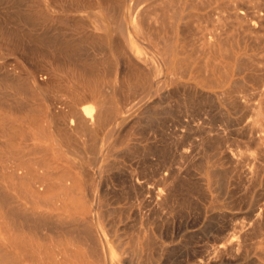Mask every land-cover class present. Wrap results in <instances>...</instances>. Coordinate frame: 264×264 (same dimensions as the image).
<instances>
[{"label": "bare ground", "instance_id": "bare-ground-1", "mask_svg": "<svg viewBox=\"0 0 264 264\" xmlns=\"http://www.w3.org/2000/svg\"><path fill=\"white\" fill-rule=\"evenodd\" d=\"M142 1L0 0V135L5 137L0 140V264H18L21 255L28 264H91L85 257L86 250L98 264H119L124 256L126 264H135L143 253V264L155 261L153 255L161 253L163 244L156 243L154 235L145 233L147 236L142 237L140 231L147 224L140 230L137 222L143 215L149 216L147 221L161 217L158 211L165 205L170 211L175 201L174 150L168 161L158 158L152 162L145 154L148 159H142L143 153L153 149L138 142L129 145V131L125 130L116 141L122 145L115 149L120 158H110L101 168L105 172L121 170L116 198L126 205L116 211L108 207L103 210V216L113 218L106 221L105 228L94 223V207L89 204L93 197V165L101 153L96 132L122 122L135 106L134 95L146 101L131 121V130L139 133L144 129L147 134L157 127L162 134L168 133L169 139L175 137L178 144L177 226L187 238L182 264H264V0ZM103 14L111 25H106ZM143 39L153 52L142 55L137 50ZM38 44L54 46V53L65 60L88 58L82 59L81 74L75 72L80 89L69 92L65 109L56 105L59 99L51 100L53 106L49 109L32 100L36 92L30 80L34 79L31 47ZM87 46L106 52L92 60L95 53L88 56ZM115 59L124 72L116 90L110 77H105L106 82L101 80V70L105 67L110 75ZM23 62L30 66L24 68ZM18 65L27 77L16 76ZM45 73L39 80L34 79V85H57L52 76H47L49 72ZM168 83H172L171 88L166 87ZM155 92L157 97L149 100ZM16 108L23 110V120L38 121L33 131L18 129L14 119L2 113ZM167 117L177 125L176 131L166 129ZM33 133L46 138L52 147L16 144L13 139L18 134L27 141ZM80 135L85 139L79 140ZM59 140L68 152H80L77 157L88 158L83 172L88 199L73 173L59 167L51 156L34 155L54 147L60 157H65ZM162 150L157 149L160 154ZM127 156L135 158L134 167L126 169L122 159ZM147 181H152L155 188ZM106 189L101 188L103 199L109 192ZM18 195L30 207L16 203ZM146 200L148 208L144 207ZM127 216L136 223L129 222L130 227L135 225L132 232L128 229L132 235L123 233L119 238L121 243L128 239L129 244L118 257L105 236L117 230L118 217L123 220ZM43 230L51 233L52 241H46ZM76 233L78 240L62 238ZM150 246L158 251L149 252ZM13 247H18L20 253Z\"/></svg>", "mask_w": 264, "mask_h": 264}, {"label": "rangeland", "instance_id": "rangeland-1", "mask_svg": "<svg viewBox=\"0 0 264 264\" xmlns=\"http://www.w3.org/2000/svg\"><path fill=\"white\" fill-rule=\"evenodd\" d=\"M144 2H148V0H143L141 3H144ZM104 15V14H103ZM86 17H87V19H89V20H91V17L89 16V15H87L86 14ZM104 17V21H105V23H106V25H111V21H110V19H108L107 17H106V15H104L103 16ZM109 33L110 34H112V31H109ZM24 46H25V48H27L26 47V45L28 46V44L27 43H25V44H23ZM33 46V48L34 47H36V48H34L35 50H32L33 48L31 47V45H30V47H31V51L33 52L32 54H34V55H32L31 54V56H33V57H31V59H32V63H31V69H33L32 70V74H33V76H34V79L35 80H39V78L38 77H40V74L41 73H45V74H47L48 72V74H47V76H52L53 78V81H54V83H57V85H53V86H48L47 88H40V87H37L36 85H34L35 83H33L34 82V79H30L31 80V82H32V87H33V91H35L36 92V95L33 97L32 96V100H34V101H39V105L40 106H42V107H47L48 109L49 108H51L53 105H52V103H50V101L51 100H53V99H55V100H58L59 101V103L58 102H55L56 103V105H58L60 108H62V109H65L66 107H64L63 108V106H66V104L67 103H65V102H67L66 100H68V99H70V94H69V92L70 91H76V90H79L80 89V86H79V77H77L76 78V76L78 75H80L81 73H80V71H79V66H80V64H81V62L83 61L82 59H85V58H81L80 56H77L78 58H72V59H68L67 60V58H66V60L64 59V58H62V56L60 55V54H58L59 55V57H58V55H56L57 53L55 52L54 53V46H50V45H44V44H42V46H41V44H38V46L37 45H32ZM40 46V47H39ZM89 49H88V56L92 53V52H94L95 54V56H96V58L95 59H92V60H97L98 58H99V56H101V55H103V54H105L104 52H106L105 51V49L103 48H99V47H97V46H94L95 47V49L93 50L92 48H94L93 46H87ZM39 50H38V49ZM42 48V49H41ZM46 48V49H45ZM51 48V49H50ZM137 50L139 51V52H141V54L142 55H145V54H147V52L148 51H152L153 52V50L150 48V46L147 44V42H146V40L145 39H143L141 42H139V44L137 45ZM37 49V50H36ZM49 51V52H45V51ZM100 50V51H99ZM106 50H107V48H106ZM41 52H42V54H41ZM46 54H45V53ZM99 53H101V54H99ZM45 54V55H44ZM55 54V55H54ZM44 55V56H43ZM47 55V56H46ZM53 55H54V59H53ZM36 58H35V57ZM55 56H56V59H55ZM80 57V58H79ZM57 58H58V60H57ZM59 58H61V59H59ZM75 59H77V60H75ZM81 59V60H80ZM91 58L89 57V60H90ZM71 60V61H70ZM75 62H74V61ZM85 60H88V58L87 59H85ZM34 61V62H33ZM79 61V62H78ZM24 63V68H27V67H29L30 66V63H28V62H23ZM74 63H76V65L74 64ZM120 62H119V60L118 59H115V61H114V68H113V70L112 71H110L109 72V74L110 75H107L105 72H107L108 73V71H107V69H106V71H105V67H103V69L101 70V76H102V81H104V82H106L107 80H108V78H106L105 79V77H110L111 78V80H112V82L114 83V89L116 90V86H117V84H118V82H119V80H120V78H119V76L120 77H122L123 75H124V72L122 71V69H121V64H119ZM42 65V66H41ZM35 66H37V67H35ZM57 66V67H56ZM36 68V71L34 70L35 68ZM39 67V68H38ZM60 67V68H59ZM21 67L18 65V69H17V67H16V76H19V77H27L28 76V74H27V72L24 70V69H20ZM41 68V69H40ZM75 68H77L76 69V71H75ZM120 68V69H119ZM37 69H38V71H37ZM43 69H45V72H44V70ZM67 69V70H66ZM73 69V70H72ZM118 69H119V72H118ZM40 70L41 71H43V72H40ZM61 70V71H60ZM64 70V71H63ZM68 71H69V73H68ZM73 71V72H72ZM37 72H38V74H37ZM66 74H65V73ZM72 72V73H71ZM77 73V75H76V73ZM121 72V73H120ZM112 73V74H111ZM122 74V75H121ZM76 75V76H75ZM118 78V79H117ZM74 84V85H73ZM116 85V86H115ZM171 86H172V83H168L167 85H166V87H170L171 88ZM103 89V88H102ZM46 90V91H45ZM47 94H46V93ZM53 93V94H52ZM48 96V97H46V95ZM49 94V95H48ZM51 94V95H50ZM52 96L53 98H51L50 99V97ZM19 97H21L22 99H26L24 96H22V95H19ZM54 97H57V99L56 98H54ZM157 97V93L155 92L154 94H152V95H150L149 97H148V99L149 100H154L155 98ZM39 99V100H37V99ZM49 98V99H48ZM135 98V99H134ZM36 99V100H35ZM62 99V100H61ZM139 98H137V96L136 95H134V96H132V101H135V106H134V108L132 109V111L128 114V115H126V117H125V119L122 121V122H117V123H113V124H109L108 126H106V128L102 131V132H100L99 133V131H97L96 132V135L98 136V137H100V146H101V153L99 154L100 156H98V158L96 159V162L94 163V165H93V171H94V187H93V191H92V193H93V197H92V200L90 201L89 200V204L91 205L92 204V206L94 207V208H92V214H93V217H92V220L94 221V223H96L97 225H99L100 227L101 226H103V227H108V224H107V222L110 220V219H113L112 218V216H108V217H105V216H103L102 215V212H103V210H105L107 207L108 208H110V209H112V210H119V209H122V208H120V207H124V205H126L125 204V202L122 200V201H120V199H117L116 198V193H117V190H119V184H117L118 183V181H117V179H118V177H119V175H120V171L121 170H119V169H117V170H111V171H103L102 170V168H101V166H102V164L104 163V162H106V161H108V160H111V159H119L120 158V155H119V153L115 150V149H119V148H121L122 147V145H119V144H117L116 143V141H117V138L119 139L120 137H121V135H122V133L125 131V130H128L129 131V133H128V135H127V138H126V142L130 145L131 144V142H138V144H141V145H145V147H149V148H152L153 150H151L150 151V153H149V151H148V153H143L142 154V159H145V160H147L148 158H147V156L149 157V159L148 160H150V161H152V162H155L154 160H158V158L160 159L161 158V160H165V161H168V156H169V154H170V152H173V150H174V152L172 153L173 154V158H172V168H173V165L175 166L173 169H172V171H174L173 173L176 175V166L178 165V162H177V160H175L176 159V148L178 147V144H177V141L175 140V137H173L172 139H169L168 138V136H169V134L168 133H166V134H168L166 137H165V135L166 134H162V132L160 131V129H158L157 127H153V129L154 130H156V131H154V130H149L150 132L149 133H144V129H143V132L141 131L142 129H140V132L138 133V132H135L134 130H131L132 129V127H131V121L133 120V118L136 116V115H138V113H139V111L143 108V105H144V102L146 101V99H145V97H143V98H141L139 101ZM65 101V102H64ZM65 103V104H63V103ZM137 102V103H136ZM61 103H62V105H61ZM61 106H60V105ZM174 104V102L173 101H171V105H173ZM22 112H23V110L21 109V108H19V109H17L16 108V110H14L13 112L12 111H6V110H2V113H4V114H7L11 119H14V124L16 125V127L18 128V129H30L31 131H33L34 130V127H33V125H36L37 124V122L38 121H34V122H28V121H25V120H23V118H22ZM37 117V116H36ZM36 119H38V120H40V118H36ZM169 120H171V121H169ZM171 122H172V124H171ZM166 125H167V128L166 129H168V131L169 130H172V129H174V131H176V127H177V125L175 124L174 125V123H173V121H172V119H170L169 117H167L166 118ZM131 124V125H130ZM173 125V126H172ZM128 126V127H127ZM176 126V127H175ZM158 129V130H157ZM133 133H132V132ZM152 131V132H151ZM167 131V130H166ZM167 131V132H168ZM173 131V130H172ZM104 132H105V134H104ZM120 132V133H119ZM130 132L132 133L131 135H130ZM135 132V133H134ZM161 132V133H160ZM138 135H137V134ZM144 133V134H143ZM157 133V134H156ZM135 134V135H134ZM140 134H142V136H140ZM148 134H150V137L148 136ZM103 135H104V137H103ZM145 135V136H144ZM152 135V136H151ZM161 135V136H160ZM82 136V137H81ZM120 136V137H119ZM148 136V137H147ZM22 136H20V135H18V134H16L14 137H13V139H14V141L16 142V144H20V143H28L27 145H32V144H36V145H46V146H49V147H52V143L50 142V141H48L46 138H44V137H40V136H38V134H35V133H33V135L30 137V138H24V139H27V141L25 140H23V138H21ZM131 137H136V138H132L131 139ZM141 137H142V139L144 138V140H142L141 139ZM154 137V138H153ZM170 137V136H169ZM140 139L139 141L137 140V139ZM150 138V140H148V139ZM171 138V137H170ZM5 139V137L3 136V135H0V140L2 141V140H4ZM78 139L79 140H84L85 139V136H83V135H80V137L78 136ZM102 139V140H101ZM116 139V140H115ZM135 139V140H134ZM147 139V140H146ZM151 139H152V141H151ZM156 139V140H155ZM170 140V142L171 143H169L168 144V142H169V140ZM115 140V142H114V144H116L115 146L116 147H114V144H113V142L112 141H114ZM147 141H149V142H147ZM156 141H158V142H156ZM162 141H164V143L162 142ZM167 141V142H166ZM175 142V143H174ZM59 143H60V145H61V150H63V153H64V155H65V157H60L59 156V154L58 153H56L55 151V148L53 147V148H49L48 150H45V151H39V152H37V153H35L34 155H36V156H40L41 154L43 155V154H45V155H48V156H51V157H53L54 158V160H55V163L59 166V167H63V168H65L66 170H68L70 173H73L74 175H75V177L77 178V179H79L80 181H81V183H82V185H80V188H81V190H83V192L85 193V198L86 199H88V188H87V184H86V182L84 181L85 180V174L83 173V172H85L86 171V167H87V157H77V155H81L82 153H80V152H68L67 151V148L65 147V145L63 146V142L61 141V140H59ZM107 143V144H106ZM113 145H112V144ZM103 144V145H102ZM158 144V145H157ZM175 144V145H174ZM155 145V146H154ZM106 147H108V148H110V147H112L113 148V150H111L110 152H107V151H105V149H106ZM162 148L163 150H162V153L160 154V152L158 153V151H157V149H159V148ZM166 148V149H165ZM156 149V150H155ZM165 149V150H164ZM170 149V150H169ZM169 150V151H168ZM103 151H105V152H103ZM158 153V156H157V153ZM169 152V153H168ZM86 153H88V152H86ZM112 153V154H111ZM118 153V154H117ZM115 154V155H114ZM116 154H117V156H116ZM147 155L146 157H145V155ZM156 154V155H155ZM159 154H160V156H159ZM165 154V155H164ZM168 154V155H167ZM55 157H54V156ZM111 155L113 156V157H111ZM144 155V156H143ZM163 156V157H162ZM167 156V157H166ZM117 157V158H116ZM109 158V159H108ZM111 158V159H110ZM132 158V157H131ZM131 158H129V156H127V157H125V158H123L122 159V161H123V163L125 164V167H126V169H128V166L131 168V167H134V165H135V158L133 157L132 159ZM131 162V163H130ZM133 163V164H132ZM78 164V165H77ZM75 165H77V167L75 166ZM103 171V172H102ZM109 173V174H108ZM173 174V176H174V178H176V180L174 179L173 181H172V183H173V193H172V201H174V202H172V205H171V209H170V211H169V207H167V205H165L164 207L165 208H162L160 211H158V214L161 212L162 213V211H163V213L161 214L160 213V216L161 217H159L158 216V214H157V216L159 217H152V219H150V218H148V221L150 222H148L147 221V217H149L148 215L147 216H141L140 217V220L137 222V224H138V226H139V228H140V230H142L143 228L142 227H144L145 226V224H147L146 226L148 227V229H147V231H145V229L147 228V227H145L142 231H140L141 233H140V235L142 236V237H145V236H147V235H154V236H156V239H155V242L157 243V242H161L163 245H162V247H161V249H160V251H161V253L160 254H158L157 256H159V258L157 257V256H155V255H153V258L155 259V261L153 260L150 264H179V262L182 264L183 263V260H184V256H185V249L187 250V247H184L185 245L183 244V243H185L186 244V241L185 240H187V238L186 237H184L182 234H181V231L178 229V178H177V175L175 176ZM112 175V176H111ZM109 177L108 179H109V181H108V184H104V180H105V177ZM111 176V177H110ZM115 179H114V178ZM113 178V179H112ZM66 182H68V180H66ZM69 183V182H68ZM147 184H149V186L151 185L152 187H154L155 188V184L152 182V181H147ZM176 184V185H175ZM101 188L103 189V188H107L106 190L107 191H109L108 192V194L106 193V195H107V197L106 198H104L103 199V197H102V195H101ZM109 189V190H108ZM115 189V190H114ZM117 189V190H116ZM73 194V193H72ZM114 194V195H113ZM105 195V196H106ZM114 196V197H113ZM18 198H17V201H16V203H22V204H24V205H26L27 207H30V204L28 203V201H26V200H24V199H22V198H20L19 197V195L17 196ZM146 197V199L148 198V201H149V196H145ZM116 198V199H115ZM115 199V200H114ZM174 199V200H173ZM150 202V201H149ZM148 202V203H149ZM20 203V204H21ZM148 203H147V200L145 201V205L147 206H144L145 208H148ZM177 203V204H176ZM101 205V206H100ZM115 207H116V209H115ZM117 207L119 208V209H117ZM173 207H174V209H173ZM46 209H49V208H47V207H45ZM177 210H176V209ZM166 210V211H164V210ZM168 209V210H167ZM146 210V209H145ZM177 211V213L175 214H173V212L174 211ZM129 211H130V209H129ZM169 211V212H168ZM98 214V216H96ZM170 216H171V218H170ZM130 217V218H129ZM143 217V218H142ZM105 218V219H104ZM156 218H158V219H156ZM114 219H116V218H114ZM131 216H127L126 218H124L123 220H122V218L121 217H118V221H116L115 222V227L117 228V230H119V231H117V230H114V231H112V232H106V236H105V240L106 241H108L109 243H110V245L112 246V248L114 249V251L116 252V254H117V256L118 257H122V254H120L119 252L121 251V250H125L126 249V247L128 246V244H129V240L128 239H126L125 240V242H123V243H121V241H120V239L119 238H122L123 237V233L125 234L124 236H129V235H132V230H131V228H132V226H135L134 224H132V226L130 227V225L131 224H129V222L130 223H136V222H133V221H135L134 219H133V221H131ZM145 220V222H144V220ZM162 219V220H161ZM171 219V220H170ZM153 220V221H152ZM156 220V221H155ZM169 220V221H168ZM177 220V221H176ZM107 221V222H106ZM161 221V222H160ZM126 222V223H125ZM143 223V224H142ZM105 224H106V226H105ZM127 224L129 225L128 227H127ZM119 225L120 226H122L121 227V229H119L120 227H119ZM123 225H125L124 227H123ZM141 226V227H140ZM128 229H129V231L131 230V232H129L128 233ZM157 229H159V230H157ZM177 230V231H176ZM44 232H42V235H44V236H46L47 237V239H46V241H52V239L50 238V235H51V233L50 232H48L47 230H43ZM119 234H117V233ZM180 232V233H179ZM46 233H47V235H46ZM145 233H148L147 235L145 234ZM152 233V234H151ZM166 233V234H165ZM24 234H26V235H28V233L27 232H24ZM40 235H41V233H39ZM1 235H2V237H5V233H4V231L3 230H1ZM182 235V236H181ZM102 236H104V235H102L101 234V239H102ZM117 236H120V237H116ZM170 236V237H169ZM114 237H115V241H114ZM181 238H182V240H181ZM159 239V240H158ZM157 240V241H156ZM102 241V243H103V239L101 240ZM120 241V242H119ZM141 242L143 241V240H140ZM3 242H4V244H6V247L7 248H9V249H11V247L9 246V242H7V240L5 239V238H3ZM182 242V243H181ZM117 243H121L120 245L119 244H117ZM117 244V245H116ZM71 245V244H70ZM179 245H180V247H179ZM121 246V247H120ZM184 248H183V247ZM187 246V245H186ZM166 247V248H165ZM169 247V248H168ZM179 247V248H178ZM118 248V249H117ZM141 248H142V253L145 251V249H144V245H142L141 246ZM154 248V249H153ZM144 249V250H143ZM156 249V250H155ZM182 249V250H181ZM13 250H15V252H17L18 254L20 253L19 252V248L18 247H13ZM147 250L149 251V252H155V251H158V248L157 247H153V246H150L149 248H147ZM181 250V251H180ZM185 252H184V251ZM105 250H103L102 249V258H105V254H106V252H104ZM88 251L86 250L85 251V257L87 258V259H89L90 260V262H91V264H96L97 262L93 259V258H91V257H93V256H90L91 254L88 252ZM165 253V254H164ZM177 253V254H176ZM144 254V253H143ZM142 254V257L140 258L141 259V261H137L135 264H143L142 263V259H143V257H144V255ZM170 255V256H169ZM180 255V256H179ZM25 256H23V255H21V257H20V262L18 263V264H28V262H27V259H25L24 258ZM125 257V256H124ZM123 257V260H121L120 262H119V264H126L125 263V259H126V257L124 258ZM167 257V258H166ZM182 257V258H181ZM152 258V259H153ZM179 258V259H178ZM181 259V260H180ZM168 260V261H167ZM171 260V261H170ZM177 260V261H176ZM143 262H144V260H143ZM98 264V263H97Z\"/></svg>", "mask_w": 264, "mask_h": 264}, {"label": "crops", "instance_id": "crops-1", "mask_svg": "<svg viewBox=\"0 0 264 264\" xmlns=\"http://www.w3.org/2000/svg\"><path fill=\"white\" fill-rule=\"evenodd\" d=\"M78 234H79V233H78ZM78 234H77V233H76V234H72V235H74V236L76 235V236H77L76 238H75V237H72V238H71V236H72V235H68V234H67V235H66V234H64L62 238H63V239H67V240H68V238H69V239H71V240H73V239H76V240H78ZM65 236H66V237H65ZM68 236H69V237H68ZM50 238H52V236H51V235H50ZM79 238H80V237H79ZM67 243H70V241H69V242H67ZM71 245H72V244H71ZM76 245H79V243H78V242H76ZM72 247H75V246H72ZM76 248H77V247H76ZM78 264H79V263H78Z\"/></svg>", "mask_w": 264, "mask_h": 264}]
</instances>
